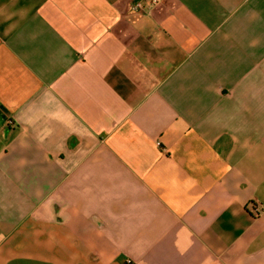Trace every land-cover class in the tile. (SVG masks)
<instances>
[{
    "label": "crops",
    "instance_id": "1",
    "mask_svg": "<svg viewBox=\"0 0 264 264\" xmlns=\"http://www.w3.org/2000/svg\"><path fill=\"white\" fill-rule=\"evenodd\" d=\"M129 261L264 264V0H0V264Z\"/></svg>",
    "mask_w": 264,
    "mask_h": 264
},
{
    "label": "built area",
    "instance_id": "2",
    "mask_svg": "<svg viewBox=\"0 0 264 264\" xmlns=\"http://www.w3.org/2000/svg\"><path fill=\"white\" fill-rule=\"evenodd\" d=\"M155 1H152L151 3L153 4ZM136 8L140 11H142L144 9V6L141 2H138L136 4ZM262 213V209L260 208V206L254 205V214L255 215H260ZM129 264H131V262H128Z\"/></svg>",
    "mask_w": 264,
    "mask_h": 264
}]
</instances>
